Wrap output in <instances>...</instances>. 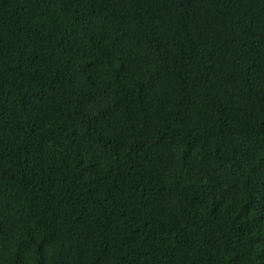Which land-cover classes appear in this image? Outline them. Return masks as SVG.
Segmentation results:
<instances>
[{"label":"trees","instance_id":"trees-1","mask_svg":"<svg viewBox=\"0 0 264 264\" xmlns=\"http://www.w3.org/2000/svg\"><path fill=\"white\" fill-rule=\"evenodd\" d=\"M0 264H264V0H0Z\"/></svg>","mask_w":264,"mask_h":264}]
</instances>
